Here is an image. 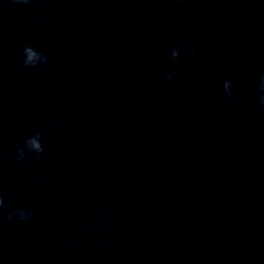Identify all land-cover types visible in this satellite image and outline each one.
Returning <instances> with one entry per match:
<instances>
[{"label": "water", "instance_id": "obj_1", "mask_svg": "<svg viewBox=\"0 0 264 264\" xmlns=\"http://www.w3.org/2000/svg\"><path fill=\"white\" fill-rule=\"evenodd\" d=\"M261 72L264 0H3L0 264H264Z\"/></svg>", "mask_w": 264, "mask_h": 264}, {"label": "clouds", "instance_id": "obj_2", "mask_svg": "<svg viewBox=\"0 0 264 264\" xmlns=\"http://www.w3.org/2000/svg\"><path fill=\"white\" fill-rule=\"evenodd\" d=\"M20 3L28 5L30 0H19ZM0 3H3V0H0ZM182 53L190 54L195 56L197 54V50L193 48L190 53L187 51V45L181 44L180 41H176L168 49V56L173 62H179L181 59ZM22 55V63L25 68L32 69L41 65H46L49 62V56L43 51L38 50L30 44H24L21 50ZM54 75L53 72H49L48 76L52 77ZM175 73L171 68L165 73L164 78L166 80H172L174 78ZM257 89L258 95L256 97L258 101V105L261 108H264V72L259 74L257 79ZM222 94L226 100H231L235 98L233 82L225 78L222 81ZM44 132L42 130L34 131L32 134L25 137L23 144H17L15 146V159L17 161H23L30 154L39 158L43 155L44 148ZM0 211L6 213L7 219L9 221L18 220L21 222H26L31 218V212L26 210L24 207H14L10 202H6L5 196L3 192H0ZM212 224L214 226H222L223 219L220 217H214L212 219Z\"/></svg>", "mask_w": 264, "mask_h": 264}]
</instances>
